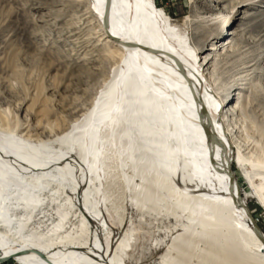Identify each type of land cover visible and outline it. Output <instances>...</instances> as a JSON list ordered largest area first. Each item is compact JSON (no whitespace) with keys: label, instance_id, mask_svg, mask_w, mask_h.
<instances>
[{"label":"bare ground","instance_id":"6f19581e","mask_svg":"<svg viewBox=\"0 0 264 264\" xmlns=\"http://www.w3.org/2000/svg\"><path fill=\"white\" fill-rule=\"evenodd\" d=\"M90 7L106 39L101 58L112 67L90 108L54 141L65 150L0 129L2 256L123 264L134 228L112 186L117 171L133 208L174 221L159 264H264V243L230 189L227 164L242 169L246 158L232 135L239 97L228 104L210 75L217 50L199 55L155 0H90ZM223 41L221 48L232 43ZM68 194L80 210L69 229L76 206ZM104 230L112 231L107 245Z\"/></svg>","mask_w":264,"mask_h":264},{"label":"rangeland","instance_id":"374dc122","mask_svg":"<svg viewBox=\"0 0 264 264\" xmlns=\"http://www.w3.org/2000/svg\"><path fill=\"white\" fill-rule=\"evenodd\" d=\"M155 2L199 55L217 50L209 64L210 75L229 98L228 104L239 97L231 116L232 135L241 143L246 160L242 169L235 163L232 167L242 199L264 231V167L253 165L264 163V0ZM222 14L230 20L224 32L218 30ZM228 37L232 43L221 48ZM105 41L90 0H0V129L65 150L54 141L90 108L110 73L112 62L101 58ZM223 50L226 54L220 55ZM118 173L112 175V186L134 228L123 264H159L174 237L170 231L174 221L143 216L133 208L127 184ZM251 177L261 186V195L249 182ZM68 196L70 206H76L66 223L69 229L79 224L80 210L73 195ZM109 216L117 227L116 215ZM111 233L101 232L106 245Z\"/></svg>","mask_w":264,"mask_h":264},{"label":"water","instance_id":"95a60500","mask_svg":"<svg viewBox=\"0 0 264 264\" xmlns=\"http://www.w3.org/2000/svg\"><path fill=\"white\" fill-rule=\"evenodd\" d=\"M227 168H228V175H229V179H230V189L234 194V197L236 199V203H237L238 207L244 209L246 216L248 217L249 222L252 225L256 235L264 243V232L262 231V229L260 228L258 223H256L255 217L253 216V214L250 213L245 202L242 199V195H241L239 187H238L237 177H236V174L234 172V169L229 163L227 164ZM9 258H13V257H3L0 259V263L6 261ZM42 258L44 259V257H42Z\"/></svg>","mask_w":264,"mask_h":264},{"label":"built area","instance_id":"2783aa9c","mask_svg":"<svg viewBox=\"0 0 264 264\" xmlns=\"http://www.w3.org/2000/svg\"><path fill=\"white\" fill-rule=\"evenodd\" d=\"M1 256H2V255H1ZM1 256H0V259L3 258V256H2V257H1ZM15 261L17 262V264H21V263H19L16 259H14V258H13L12 260H10V258H9V259H7L6 261L1 262L0 264H15V263H14Z\"/></svg>","mask_w":264,"mask_h":264}]
</instances>
